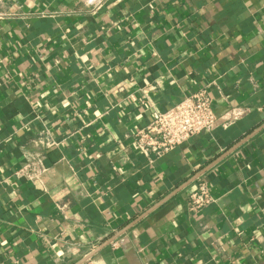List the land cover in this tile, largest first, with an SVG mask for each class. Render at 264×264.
Instances as JSON below:
<instances>
[{
  "label": "crops",
  "instance_id": "crops-1",
  "mask_svg": "<svg viewBox=\"0 0 264 264\" xmlns=\"http://www.w3.org/2000/svg\"><path fill=\"white\" fill-rule=\"evenodd\" d=\"M201 90L218 127L141 153ZM0 264H264V0H0Z\"/></svg>",
  "mask_w": 264,
  "mask_h": 264
},
{
  "label": "built area",
  "instance_id": "built-area-1",
  "mask_svg": "<svg viewBox=\"0 0 264 264\" xmlns=\"http://www.w3.org/2000/svg\"><path fill=\"white\" fill-rule=\"evenodd\" d=\"M232 117L236 118L238 114ZM220 120L208 93L201 90L185 97L168 110L158 112L147 128L135 133V144L139 151L148 157L152 154L162 156L187 143L196 135L214 131ZM45 170L44 167L28 163L18 175L35 180ZM212 200L207 182L201 179L198 188L188 198V206L191 211L198 212L211 204Z\"/></svg>",
  "mask_w": 264,
  "mask_h": 264
}]
</instances>
